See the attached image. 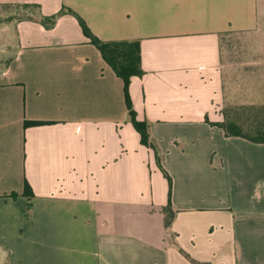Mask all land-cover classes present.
I'll return each mask as SVG.
<instances>
[{
	"label": "crops",
	"instance_id": "0c3cea01",
	"mask_svg": "<svg viewBox=\"0 0 264 264\" xmlns=\"http://www.w3.org/2000/svg\"><path fill=\"white\" fill-rule=\"evenodd\" d=\"M17 2L46 15L66 5L103 40H140L144 72L129 92L176 214L167 232V180L129 121L121 78L75 17L52 28L20 20L0 69L7 264H194L179 249L200 264H264V143L211 125L229 104L224 67L236 63L224 39L256 29L257 0H0Z\"/></svg>",
	"mask_w": 264,
	"mask_h": 264
},
{
	"label": "trees",
	"instance_id": "16d2710c",
	"mask_svg": "<svg viewBox=\"0 0 264 264\" xmlns=\"http://www.w3.org/2000/svg\"><path fill=\"white\" fill-rule=\"evenodd\" d=\"M3 6L21 7L23 9H30V12L19 16L20 20H32L38 22L45 28H52L59 16L63 14H70L77 20L83 35L87 38L88 43L92 44L100 52L103 60L112 68L116 76L121 78L123 82V97L125 106L128 111L129 121L133 128L140 136L141 144L151 148L154 153L155 161L167 180V203L161 207L163 214L164 228L169 232L172 221L176 214V209L171 204V177L162 165L161 155L154 140L151 137L148 121L146 119L139 120L136 111L133 107L129 84L132 76H141L144 72L141 65V49L139 39H112L103 40L99 38L88 26L85 19L69 6L62 5L55 13L46 15L41 12V6L38 3L17 2V3H0ZM16 19L14 14L0 17V22H10ZM226 35V32L222 33ZM227 40L226 38L224 41ZM8 62V61H7ZM232 105V104H231ZM223 120L221 122L211 123L222 129L225 136H239L251 142L264 143V107H257L253 104H241L238 106L224 105L222 109ZM44 121H25L24 124H42ZM23 196L26 198L25 214L28 215L32 208L33 191L30 185L24 180ZM15 199L18 196L17 192H11L9 195ZM179 251L192 263L200 264L194 261L182 249ZM207 264V263H205Z\"/></svg>",
	"mask_w": 264,
	"mask_h": 264
},
{
	"label": "rangeland",
	"instance_id": "374dc122",
	"mask_svg": "<svg viewBox=\"0 0 264 264\" xmlns=\"http://www.w3.org/2000/svg\"><path fill=\"white\" fill-rule=\"evenodd\" d=\"M29 10L0 4V17L10 14L16 16V19L10 22H0V69L14 55L17 47L18 18L30 12ZM228 56L236 62L233 69L232 66L224 67L225 92L229 93L226 98L228 106L235 107L252 100L253 105L264 107V0H257L256 29L236 34L224 41L223 58L227 60ZM230 71L235 73V83L230 78ZM236 101L240 103H235ZM7 263V251L0 246V264Z\"/></svg>",
	"mask_w": 264,
	"mask_h": 264
}]
</instances>
